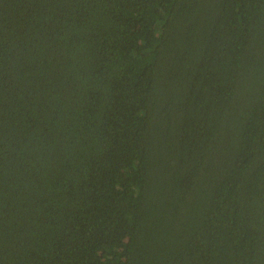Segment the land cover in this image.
<instances>
[{
  "label": "trees",
  "instance_id": "trees-1",
  "mask_svg": "<svg viewBox=\"0 0 264 264\" xmlns=\"http://www.w3.org/2000/svg\"><path fill=\"white\" fill-rule=\"evenodd\" d=\"M0 264H264V0H0Z\"/></svg>",
  "mask_w": 264,
  "mask_h": 264
}]
</instances>
